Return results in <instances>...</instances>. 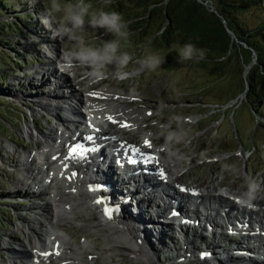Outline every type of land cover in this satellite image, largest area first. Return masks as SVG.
Returning <instances> with one entry per match:
<instances>
[{"label":"rangeland","instance_id":"374dc122","mask_svg":"<svg viewBox=\"0 0 264 264\" xmlns=\"http://www.w3.org/2000/svg\"><path fill=\"white\" fill-rule=\"evenodd\" d=\"M21 1L25 3L24 7L28 8L22 17L27 18V16L31 15L34 18L32 21L28 18L26 19V26L29 28H21L25 34L26 45L35 48L37 43H40L33 37L36 36V30L32 31L30 28L33 27L31 22L35 23L37 21V28H39L37 32H41L44 36L48 35L49 38L46 40L48 43L50 42L51 47L40 43L38 49L43 51L40 56L45 58L43 60L44 63L39 65L36 62L20 73L23 76L32 73V76L18 80L17 74L13 72L15 69L13 65L5 68L0 75L5 73L12 74L4 81L5 83L7 81L15 85L29 81L36 85L37 78H40L43 74L45 75L50 65L51 60L48 56L67 54L72 47V42L66 37L63 39L59 38L54 33L47 34L45 30H51L49 27L42 30L45 26L42 22V16L45 13L47 0ZM90 2L93 5V11L100 8H104L105 11L115 10L120 12L123 17L125 12H129L130 15H135L139 12L145 13L144 8H146L145 5L143 9H140L139 4L133 0H112L109 5H105L103 0H90ZM145 2L148 3V1ZM206 5L210 11H215L210 1ZM35 11H38L36 15H34ZM240 15L243 20L252 23L253 16L249 12L240 13ZM144 21L140 22L141 26ZM165 22L166 17L160 11L151 20L150 28L145 29V32L130 29L129 26V30L132 33L130 37L131 50L135 52L137 58L142 54L146 46L152 51L166 53L164 63L155 72L141 71L137 74L138 65L133 61L126 70L132 75L126 79L116 77L109 69L105 75L90 81L86 70L78 68V76L80 78H77L76 82L83 81V87H86L105 81L102 86H107L111 92L121 97L122 101L117 105L119 113L128 117V120L134 122V124L136 122L143 123L146 111L150 110L151 115L145 120L144 124L147 130L151 128L154 131V133L151 132L155 137L157 136L156 143L158 145L169 142L166 140L167 132L178 133L179 139L173 140L175 144H178L176 146L186 151L185 156L187 158L193 159L197 157L200 159V163L196 160L191 169L184 171L182 180L193 181L198 185H208L213 182L220 185L224 184L230 187L231 190L239 192L242 190L245 175L264 174V121L256 122V118L244 95L248 89L247 74L254 63V58L252 59L245 49L234 43L232 50L225 58L220 59L219 63L209 61H186L181 63L178 53L172 48L173 44L182 45L180 36H177L174 28L168 44H165L164 37L157 35ZM41 25L43 28H41ZM85 29L84 36L89 40H96L97 38L100 40L113 39L112 35L106 33L102 28L93 30L86 24ZM10 33L8 38L12 42L23 36L18 34L15 36L13 31H10ZM154 36L158 38L153 39ZM6 59L10 63L8 58ZM109 67L113 66L110 65ZM61 70L63 69L59 67L56 72L60 74ZM66 84H68L67 81ZM63 87L67 88V86ZM15 88L17 91L26 90V88L17 87L16 85L14 86ZM88 92L90 94L96 93L97 89ZM7 93L9 95H3L17 104L12 103L13 107L3 106L0 108V264H5L6 261L17 254L14 248L23 249L24 251L22 245H27L28 231L21 227V221L25 222L26 226L35 228L36 224L29 220L33 216V206L34 204H40L43 200L42 198L47 196L46 194V196H41L40 194L43 192L34 195L31 191L33 189L32 177L27 175L25 171L32 167V164L25 162L28 153H35L38 142L33 139L32 134L27 136L25 131L30 125L35 135L36 131L45 132L51 124L56 125V114L48 113L39 106L40 103L48 104L49 101L34 99L33 97H38L37 93L30 95L31 97L22 92H19L20 95L18 96L11 95L9 91ZM114 97L105 101L106 107L111 101H114ZM237 98L242 100L241 103L236 101L238 100ZM26 102L30 105L26 106ZM57 113L61 114V111ZM262 115L264 118V114ZM162 125H166L167 128L161 130L160 126ZM240 146L243 147L244 158L239 153ZM214 154L217 156L224 155L225 157H220L216 165L210 166L206 159H211L208 156H213ZM51 170L52 167H50ZM36 200L39 203L35 202ZM148 203L149 201L144 204V208L150 209L149 212L152 213L155 221L156 215L159 214L153 212ZM132 205L134 204L132 203ZM86 207V205H82L80 210L77 211L79 212L80 220L72 221L78 224L76 227L67 224L72 219L71 214V219L67 220L63 227V231L66 230L71 237H74L71 241L73 245L76 243L77 245L81 244L84 240H87L95 250L98 249L97 252L91 250V252L96 253L95 256L91 254L89 256L91 258L87 259V256L83 254L84 259L93 261L94 264H148L142 259L136 260L130 257L133 255L116 256L112 252H102V250L107 248L105 244L106 236L94 227V214ZM144 208L142 210L145 211ZM139 210V207L137 210L132 208L129 211H122L117 216L125 222H129L134 217H136L135 220H138L139 215L137 216V213ZM170 212L171 209H168L166 215L168 216ZM159 217H162L161 214ZM131 223L133 227L140 228L137 222L131 221ZM16 226L21 227L23 232L18 230ZM154 228L157 229H153L151 234L153 236L155 232H159L160 240L157 243L153 237V247L157 251L159 250L161 264H168L170 260L166 258H174L176 250L182 246L180 240L182 237H176V230H170L172 239H166V236H163V232L168 233L166 229L160 230L158 224L154 225ZM150 229L152 228L147 230L149 236ZM133 233L142 238L139 231H133ZM30 238L33 240V237ZM210 238H204V242L210 241ZM142 240L144 241L143 238ZM212 240L217 246H224V242L222 243L218 238H213ZM155 244L160 248L165 247L163 248L164 254L169 257L165 258V255L162 256V251ZM204 245H202V242L199 243L197 241V249L193 251L194 257H192V260L182 261L181 263L199 264L198 255L200 253L198 254L197 251H204ZM169 247L175 249V251L170 250ZM220 247L217 248L219 249ZM156 250L154 249L152 253H157ZM218 255L220 256V254ZM241 260L244 261L242 258Z\"/></svg>","mask_w":264,"mask_h":264},{"label":"bare ground","instance_id":"6f19581e","mask_svg":"<svg viewBox=\"0 0 264 264\" xmlns=\"http://www.w3.org/2000/svg\"><path fill=\"white\" fill-rule=\"evenodd\" d=\"M35 30L37 31L38 28L36 27ZM66 57L67 54H63V56L58 57L56 61L57 64H59V67L63 68L60 72L61 75L57 74V68H54L46 75L48 79H45V76L43 78H37V86L32 90L26 89L25 91H17L16 89H11L13 90V96H18L20 95L19 92H22L31 97L30 95H32L33 92H38V97H33L36 100L42 99L40 98L41 94H45L48 96L49 105H46L45 103L42 104V109H45L46 106L45 110L48 113H51L63 108L67 115L74 116L78 122L66 123V119L64 118L66 116L60 115L57 118L56 125L51 124L45 132L36 131L35 135L32 132V126L28 125L26 133L30 135L32 134L33 139H38V141H42V143L37 144L38 146L35 153H28L25 163L32 164V167L26 169L25 173L32 177L31 182L33 184V189L31 191L33 194L38 195V193L43 192L40 195L47 196L42 198L43 200L40 204H34L33 206V216H31L29 220L33 224H36L37 227L35 226V228H31L26 226L25 222L21 221V227H24L26 231H28L27 245H22L24 251L19 248L15 249L17 255H22L15 259L10 258L5 264H14V261H18L19 264H94L93 261L87 259L91 258L89 257L91 254L95 256L96 253L91 252V250H95V248H93L87 240H84L81 244L77 245L76 243L73 245L71 241L74 237H71L66 230L63 231L64 223L71 219L70 214L72 219L67 224L74 227L78 225L72 221L80 220L79 212L77 211L80 210L82 205H86V208H89L92 211L94 214V227L106 236L105 244L107 248L102 250V252H112L116 256L126 254L138 256L140 251H138L135 244L131 242L123 232L118 231L111 225V223L106 221L97 206L89 203L87 193H85L84 189L89 183H93L94 181H101L102 183L107 184L106 188L96 191L98 193H105L108 198L107 201L114 206L115 210L127 211V199L130 193L135 194V197L142 195L143 197L141 199L147 198V200H150L149 202H152L148 204L152 206L155 213L159 214L156 215L157 219H155V221L154 218L150 221L147 215L148 208L145 209L144 206H142V208H144L145 211L140 209L137 213V216L139 215L138 220H135L136 217H134L127 223L123 220L122 221L128 230L138 232L140 229L141 232L144 233L143 239L147 244V250L143 251L147 254L148 261L150 264H161L158 253L159 250L157 251L156 248L152 246L154 242L153 237L156 242L159 243L160 235L159 232H155V235L152 236L151 232L153 229H157L154 228V225H157L158 222L160 223V221L164 220L165 212L168 207L171 206V208H175L178 211L177 216H165V221L167 223L164 222V224H159L161 226L160 230L166 229L168 231L167 234L169 235L171 221H175V219L182 217H187L190 220L191 218L197 217L199 214L198 211H200L199 206L201 207L199 203L200 199L202 203L205 202L204 208L206 210L210 209V217L216 213L214 209H211L212 203L219 205L220 208L223 209V212L227 210L230 212L233 203L227 200V198L215 196V194L221 195L225 192L230 193L229 188L224 186L225 188L222 189L215 183L207 186H199L196 182L182 180L183 169L186 168L187 165H191V162L183 158L182 149L178 151L179 147H175L178 144H175L172 140L165 145L157 146L153 140V135L145 129L144 122L149 118V114H145L143 123L136 122L134 124V122L126 121V119L118 113L115 107L106 109L104 107V101L110 98V94H112L107 88H101L102 86H100L96 92L99 95H95V97L88 95L87 90L90 89L89 86L86 90L74 88L72 83L75 79L70 80V78H74L77 75V68H67L65 66ZM66 81L68 84H66ZM63 86H67V88H64ZM80 87L83 86L80 85ZM61 92L67 96L66 99L71 103L66 102V105L60 108L59 106L61 103L59 100H55V96L59 93L61 94ZM100 97L105 98H101L102 100L96 105L94 102ZM115 98H117V100H115L116 102H121L119 97ZM68 107H71L70 109H72V112ZM76 107L81 108L89 114L91 119H89L88 115L83 116L74 113ZM109 116L113 117L115 122L109 120ZM129 123H131V125H129ZM125 124L128 126H124ZM73 126L75 129H73ZM160 128H166V126H161ZM88 133H96L97 138H99V136H109L110 138L105 143H108L109 146H112L111 144L119 146L118 152L122 154L123 152L126 154L125 148L133 149V154L138 155L140 159L143 158L141 157L142 154L153 153L155 155L157 168L160 167L164 171V174L160 176L161 179H174L178 186L184 185L185 195L179 194L180 199H177L174 194L180 192L169 184H167L168 186L163 187L165 190H170L171 192L158 195L160 189L157 186L158 184H155V181L158 182L159 179L152 180L151 177H146L142 181L147 183L146 185L141 182L129 184V190L126 191L125 189H122L124 188L126 181L121 182L123 180L122 178H119L116 171L117 168L115 169L114 166H110V168L107 169V166H109L107 165L104 168L105 171H103V168H99V162L76 164L74 162L75 160L69 157V153H66L67 149L65 150V143H70L73 137H75V139H82L83 136H86ZM145 140L149 141L151 145L150 147L145 144ZM239 153H241L243 158L245 157L242 148H240ZM156 166L153 165L150 167ZM50 167H52L51 171ZM156 170L159 171L158 169ZM190 194H194L195 201L197 202L191 200ZM208 194L210 195L206 196ZM231 194H233L237 200L239 193L232 191ZM35 202L39 203L38 200ZM238 204L240 205L239 207L232 209L236 210L234 212H236V215L238 216L237 219L242 221L246 226L248 225V228L245 230L244 235H241L233 242L226 240L225 235L221 234L219 240L222 241V243L224 242V246H217L212 240L213 238H211L212 241L204 242V236L197 234L198 229L191 228L195 226L183 227V225L180 224V231L179 234L176 233V237H182L180 239L182 246L176 250L174 258H166L168 255L166 256L163 251V248L165 247L160 248L156 244L155 246L160 248L162 256L165 255L164 257L170 260L168 264H182V261H191L192 257H194L193 251L197 249V241H199V243L202 242V245L205 244L204 246L209 252V255L198 257L199 264H264V235L261 230L262 226L256 229L257 226L254 224L250 225L251 221L246 213L247 210V212L252 215L256 214V211H254L252 207L240 203ZM255 207H258L256 210L262 212L259 213L258 217H260L261 225H263L264 201H257ZM160 214L163 215V217H159ZM131 221L134 223L137 222V225L140 226V228L137 229L133 227ZM21 227L16 226L18 230L23 232ZM149 228H152L149 230L150 236L147 232ZM184 228L191 233H185ZM191 234H193V239L190 238ZM249 234L252 236H248ZM30 237H33V240H31ZM169 238L172 239V237ZM217 247L220 248L218 249ZM241 247H246L247 249L248 247H251L253 249L244 251L245 254H247V261H242L238 256H234V254L244 253ZM153 248L157 253H152ZM169 249L175 251V249L171 247H169ZM97 250L95 251L97 252ZM27 251H29V253ZM47 252L48 254H46ZM197 252L198 254L201 253L200 250ZM83 254L87 256V259H84ZM218 254H220V256ZM209 260H211V262H208Z\"/></svg>","mask_w":264,"mask_h":264},{"label":"trees","instance_id":"16d2710c","mask_svg":"<svg viewBox=\"0 0 264 264\" xmlns=\"http://www.w3.org/2000/svg\"><path fill=\"white\" fill-rule=\"evenodd\" d=\"M133 1L139 4L140 9H143L145 5L146 8H144L145 13L130 15L129 12H125L123 14L124 19L129 22L130 29L145 32V29L150 28L151 20L161 11L166 17V22L160 28L164 31L159 37H164L165 44H168L174 28L182 44L191 42L198 48L206 49V57L201 60L202 62L219 63V60L222 57L225 58L232 50L234 43L245 49L252 59L254 58L246 78L247 102L253 105L256 113L264 114V0ZM209 1L214 7V12L210 11L206 5ZM203 2L206 4L204 5ZM17 4L18 6H15ZM23 11L25 7L19 0H0V73L11 65L18 69L28 66L24 62L26 52H22L26 46L20 40L12 42L8 38L10 31H13L15 36L23 35L21 30L24 27L23 19L20 18ZM244 12H249L253 16L252 23L241 18L240 13ZM143 20L145 21L141 26L140 22ZM155 38L158 37L154 36L153 39ZM29 51L34 50L32 48ZM4 57L8 58L11 64ZM32 58L33 61L40 62L36 54H33ZM10 75L0 76V108L13 107L12 101H8L3 95V92L6 93V89H9L8 83L4 80Z\"/></svg>","mask_w":264,"mask_h":264},{"label":"clouds","instance_id":"9594fccd","mask_svg":"<svg viewBox=\"0 0 264 264\" xmlns=\"http://www.w3.org/2000/svg\"><path fill=\"white\" fill-rule=\"evenodd\" d=\"M105 5L112 0H103ZM90 0H47L42 22L49 27L55 36L67 38L72 47L67 52L65 66L86 70L92 79L105 75L109 69L116 77H126L130 63L138 65L137 74L141 71L155 72L165 61L166 53L152 51L144 47L142 54L137 58L131 50L129 22L120 12L105 11L104 8L93 11ZM96 30L102 28L111 34L110 40H89L84 36L85 25ZM161 29L157 35H162ZM173 50L178 53L179 61L199 62L206 57V49L198 48L194 43L185 42L173 44ZM223 59V57L221 58ZM112 65L113 67H109ZM179 139L176 132L166 133V140ZM240 204L255 207L256 202L264 200V174L245 175L242 190L237 196Z\"/></svg>","mask_w":264,"mask_h":264},{"label":"water","instance_id":"95a60500","mask_svg":"<svg viewBox=\"0 0 264 264\" xmlns=\"http://www.w3.org/2000/svg\"><path fill=\"white\" fill-rule=\"evenodd\" d=\"M199 2H201V0H198ZM204 3V2H203ZM102 214L104 215L105 212L102 211ZM105 219V218H104ZM106 221H108L109 223H111V225L113 227H115L118 231L123 232L126 237L135 244L136 248L138 249L139 255L138 256H130L136 260L142 259L145 262H148V264H150V262L148 261V256L147 254L143 251V250H147L146 246L136 237L134 236L131 232H129L128 230H126L124 227L120 226L117 222H115L112 219H105ZM129 256V255H127Z\"/></svg>","mask_w":264,"mask_h":264},{"label":"snow or ice","instance_id":"6c2138e0","mask_svg":"<svg viewBox=\"0 0 264 264\" xmlns=\"http://www.w3.org/2000/svg\"><path fill=\"white\" fill-rule=\"evenodd\" d=\"M91 95H99V94L98 93H91ZM108 119L109 120H112L113 122H115L114 119H113V117H111V116H109ZM124 126H128V125L125 124ZM87 139L88 140H92L93 137L92 136H88ZM145 144L148 145L149 147L151 146L150 143H149V141H147V140H145ZM72 151L75 152V149H72ZM131 162L134 163L135 161H131ZM97 203H100V201H97ZM105 213L106 214H109V215L111 214L110 213V210L108 208H105Z\"/></svg>","mask_w":264,"mask_h":264}]
</instances>
